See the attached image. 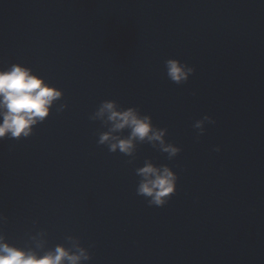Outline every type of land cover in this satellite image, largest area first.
<instances>
[{
	"label": "water",
	"instance_id": "1",
	"mask_svg": "<svg viewBox=\"0 0 264 264\" xmlns=\"http://www.w3.org/2000/svg\"><path fill=\"white\" fill-rule=\"evenodd\" d=\"M0 264H264V0H0Z\"/></svg>",
	"mask_w": 264,
	"mask_h": 264
}]
</instances>
